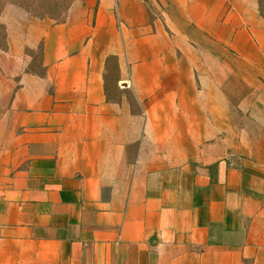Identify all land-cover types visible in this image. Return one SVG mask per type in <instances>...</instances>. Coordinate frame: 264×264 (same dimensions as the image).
Returning a JSON list of instances; mask_svg holds the SVG:
<instances>
[{
	"label": "crops",
	"instance_id": "0c3cea01",
	"mask_svg": "<svg viewBox=\"0 0 264 264\" xmlns=\"http://www.w3.org/2000/svg\"><path fill=\"white\" fill-rule=\"evenodd\" d=\"M34 27L43 77L0 64V264H264L261 0Z\"/></svg>",
	"mask_w": 264,
	"mask_h": 264
},
{
	"label": "rangeland",
	"instance_id": "374dc122",
	"mask_svg": "<svg viewBox=\"0 0 264 264\" xmlns=\"http://www.w3.org/2000/svg\"><path fill=\"white\" fill-rule=\"evenodd\" d=\"M97 0H0V64H10L17 60L18 64H26L27 73L31 77L40 78L44 75L43 41L37 31V23L46 19L51 23L60 24L66 21L71 8L76 5H93ZM99 1V0H98ZM264 13V0H261ZM116 5V10H117ZM93 16L96 15V8ZM152 12L159 10L150 4ZM118 13V12H117ZM7 20V21H3ZM10 40L15 56L7 55L10 51ZM216 58V56H213ZM112 64L116 69V60ZM20 72V67H19ZM116 70L113 77L116 79ZM20 77V76H19Z\"/></svg>",
	"mask_w": 264,
	"mask_h": 264
}]
</instances>
